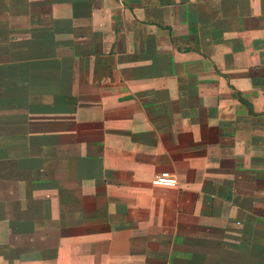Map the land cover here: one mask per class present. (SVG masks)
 Segmentation results:
<instances>
[{"label":"crops","instance_id":"0c3cea01","mask_svg":"<svg viewBox=\"0 0 264 264\" xmlns=\"http://www.w3.org/2000/svg\"><path fill=\"white\" fill-rule=\"evenodd\" d=\"M0 264H264V0H0Z\"/></svg>","mask_w":264,"mask_h":264},{"label":"built area","instance_id":"2783aa9c","mask_svg":"<svg viewBox=\"0 0 264 264\" xmlns=\"http://www.w3.org/2000/svg\"><path fill=\"white\" fill-rule=\"evenodd\" d=\"M151 184L154 186L175 187L177 185V180L167 173H161L153 177Z\"/></svg>","mask_w":264,"mask_h":264}]
</instances>
